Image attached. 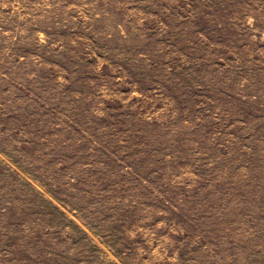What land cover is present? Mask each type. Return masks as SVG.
<instances>
[{
    "label": "rangeland",
    "instance_id": "374dc122",
    "mask_svg": "<svg viewBox=\"0 0 264 264\" xmlns=\"http://www.w3.org/2000/svg\"><path fill=\"white\" fill-rule=\"evenodd\" d=\"M0 264H264V0H0Z\"/></svg>",
    "mask_w": 264,
    "mask_h": 264
}]
</instances>
